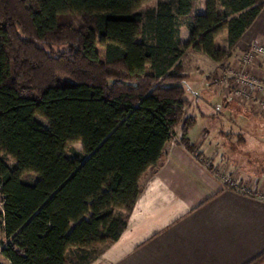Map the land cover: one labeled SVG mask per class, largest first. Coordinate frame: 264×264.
Segmentation results:
<instances>
[{"label":"trees","instance_id":"trees-1","mask_svg":"<svg viewBox=\"0 0 264 264\" xmlns=\"http://www.w3.org/2000/svg\"><path fill=\"white\" fill-rule=\"evenodd\" d=\"M148 1L0 0V254L10 264H90L126 229L178 129L201 158L180 59L189 48L226 59L264 0H204L198 14L196 0H174L142 16ZM224 31L225 50L215 45ZM75 143L84 157L71 160Z\"/></svg>","mask_w":264,"mask_h":264},{"label":"crops","instance_id":"crops-1","mask_svg":"<svg viewBox=\"0 0 264 264\" xmlns=\"http://www.w3.org/2000/svg\"><path fill=\"white\" fill-rule=\"evenodd\" d=\"M252 42L264 44V9L238 42L234 59L227 63L235 62ZM213 99L211 96L209 100ZM197 101L190 107L197 108ZM228 105L223 100V106ZM195 112L190 113L193 127L198 120L206 125L211 114L199 109ZM237 114L245 113L237 109ZM191 132L188 138L201 158L181 144L178 129L166 144L159 164L143 176V189L126 229L90 264H264V203L227 190L215 175L225 165L223 157L216 156L213 145L202 139L192 141ZM205 132L203 129L200 136ZM216 136L223 141L220 147L236 149L238 144L231 134L219 131ZM237 170L228 169L242 179ZM253 180L256 188L264 186V177Z\"/></svg>","mask_w":264,"mask_h":264},{"label":"rangeland","instance_id":"rangeland-1","mask_svg":"<svg viewBox=\"0 0 264 264\" xmlns=\"http://www.w3.org/2000/svg\"><path fill=\"white\" fill-rule=\"evenodd\" d=\"M159 3H167L173 6L174 0H149L142 5L139 9V13H141L142 16H147L151 12H155ZM193 12L194 14L205 12L204 0H196V7ZM180 37L183 43H187L189 33L185 26H182L181 28ZM227 44V32L224 31L215 39V45L225 50ZM236 52L237 51L234 50L230 56L220 62L213 61L210 57L195 52L192 48H189L184 52V55L180 59V63L184 69V73L189 76V83L186 88V99L189 100V102L190 100L192 101L189 103V106L185 111L187 116H190V113H196L195 109L205 110L207 114H211V116L207 117L206 125H203V123L201 124L198 120V123L192 128V132L190 133L191 140L196 141L200 138L202 139V142L213 145V153H215L216 156L221 155L224 160V162H222L225 165L227 164V167L225 165L221 167L219 166L220 168L218 170L227 173L232 178L240 180L241 183L248 182L254 184L255 181L253 179L264 177V119L254 115L247 108L241 106L237 102L231 99L227 100L222 91L216 90L206 80L208 76L214 73L216 65L230 62L231 59H234L233 57ZM198 96H200V100L197 99ZM211 96H214L212 101L209 100ZM223 100H227L229 105L223 106ZM195 101H197L195 106L197 108L190 107V104ZM210 105H212L213 108H211ZM237 109H241L245 114H237ZM192 110L194 111L192 112ZM37 119L44 126L48 125L42 118L37 117ZM203 129H206L207 132L200 136ZM219 131L227 133L229 136L231 134L232 140L238 144L236 149L234 148L235 146L233 148L220 147L221 145L219 144L223 141H220L221 139L216 136ZM238 147H240V150H237ZM65 156L71 160L83 158L84 154L82 152V145L80 143L70 145L65 151ZM206 162L209 164L208 161ZM6 163L11 165V160L7 159ZM230 167H236L238 169V174L242 179H239L238 176L229 172L228 169H230ZM245 177L250 178V180H244ZM1 210L2 196L0 195V250L2 245L7 242L1 223ZM93 254V252H86V254L78 253L80 256H85L87 260L90 259ZM5 263H7V261L5 262L0 254V264Z\"/></svg>","mask_w":264,"mask_h":264},{"label":"built area","instance_id":"built-area-1","mask_svg":"<svg viewBox=\"0 0 264 264\" xmlns=\"http://www.w3.org/2000/svg\"><path fill=\"white\" fill-rule=\"evenodd\" d=\"M264 44L252 42L242 51L235 62L218 64L214 69L211 86L224 93L241 106L264 116ZM208 166V163H204ZM215 175L223 186L245 197L264 203V188L232 178L227 173L217 170Z\"/></svg>","mask_w":264,"mask_h":264}]
</instances>
